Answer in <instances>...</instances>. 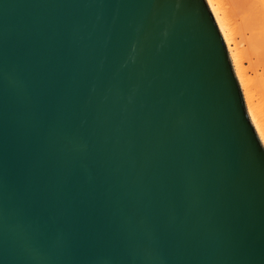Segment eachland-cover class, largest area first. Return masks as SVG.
Segmentation results:
<instances>
[{
	"label": "water",
	"instance_id": "water-1",
	"mask_svg": "<svg viewBox=\"0 0 264 264\" xmlns=\"http://www.w3.org/2000/svg\"><path fill=\"white\" fill-rule=\"evenodd\" d=\"M0 264H264V144L208 0H0Z\"/></svg>",
	"mask_w": 264,
	"mask_h": 264
},
{
	"label": "bare ground",
	"instance_id": "bare-ground-1",
	"mask_svg": "<svg viewBox=\"0 0 264 264\" xmlns=\"http://www.w3.org/2000/svg\"><path fill=\"white\" fill-rule=\"evenodd\" d=\"M264 144V0H208Z\"/></svg>",
	"mask_w": 264,
	"mask_h": 264
}]
</instances>
